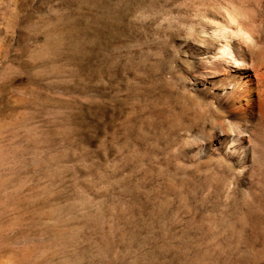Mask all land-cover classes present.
Returning a JSON list of instances; mask_svg holds the SVG:
<instances>
[{"label": "rangeland", "instance_id": "rangeland-1", "mask_svg": "<svg viewBox=\"0 0 264 264\" xmlns=\"http://www.w3.org/2000/svg\"><path fill=\"white\" fill-rule=\"evenodd\" d=\"M198 21L264 0H0V264H264V189L178 155Z\"/></svg>", "mask_w": 264, "mask_h": 264}, {"label": "bare ground", "instance_id": "bare-ground-1", "mask_svg": "<svg viewBox=\"0 0 264 264\" xmlns=\"http://www.w3.org/2000/svg\"><path fill=\"white\" fill-rule=\"evenodd\" d=\"M198 29L200 41L183 42L194 64L180 80L187 90L200 93L208 105L220 109L226 129H203L200 142L181 147L178 155L225 167L232 181L228 188L233 183L238 190L241 181L254 178L256 188L264 189V25L259 21H198ZM239 191L244 197L254 194Z\"/></svg>", "mask_w": 264, "mask_h": 264}]
</instances>
